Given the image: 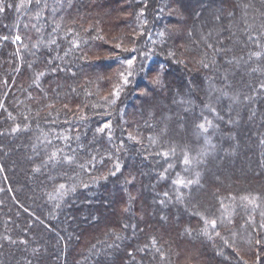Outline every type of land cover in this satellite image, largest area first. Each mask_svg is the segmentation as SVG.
<instances>
[{
	"label": "trees",
	"instance_id": "1",
	"mask_svg": "<svg viewBox=\"0 0 264 264\" xmlns=\"http://www.w3.org/2000/svg\"><path fill=\"white\" fill-rule=\"evenodd\" d=\"M2 2L0 264H264V0H165L162 17L160 0H50L66 22ZM139 9L162 35L139 66L155 60L114 83ZM85 14L107 26L88 52L69 44Z\"/></svg>",
	"mask_w": 264,
	"mask_h": 264
},
{
	"label": "rangeland",
	"instance_id": "2",
	"mask_svg": "<svg viewBox=\"0 0 264 264\" xmlns=\"http://www.w3.org/2000/svg\"><path fill=\"white\" fill-rule=\"evenodd\" d=\"M54 1L56 4V8L67 2V0H54ZM127 1L141 5V3L144 0H127ZM164 1L165 0H160V2H162V3L160 5H157V7H155V9L158 11V14H160L159 16H161V17L165 14V11H166V5H165ZM49 2H50V0H46L44 10H42L40 12V17H43L45 20L46 19L47 20L52 19V21H56V18L55 19L53 18V14L54 15L58 14V15H60V17H63V19H61V20H65V22H66L67 16L65 14L67 12L53 13L54 9L52 6L49 5ZM20 3H21V0H19L18 4H20ZM28 6H29L28 0H24V6L23 7H25L27 9ZM158 14H154V16H157ZM166 14H167V12H166ZM143 16H144V11L142 9H139L137 11V15L132 20L133 25H136V29L138 30L137 32L134 33L133 39H136L137 36H139V34L145 33V37H144L145 41L142 42V45L139 47L134 46L135 45V43H134L135 41H134L133 42L134 44L131 46L132 51H133V49H135V51L136 50L140 51L141 49H145L148 46V44H149L148 42L155 43V42H158L160 39H162V35L160 34V32H155L153 34L152 31L148 32L147 30L146 31L144 30L145 24H144ZM90 17L88 18L86 14L83 17H80V18H84L82 21H83V23L85 22V26L83 28H81V32L83 34L77 35L75 37V39L69 43L71 48H73V49L83 48V49H85L84 52L85 51L88 52L89 50H92V47H90L91 41L95 40L94 38H91V35H90L91 31H94V32H92L94 37H96V35H100V37L102 38L103 33H105V31L107 30V26L103 23L98 25V27H93L92 24L90 23ZM79 22H81V19ZM137 22H139V23H137ZM129 23H131V22H129ZM128 27H129V25H128ZM62 36H64V34ZM18 42L19 41L15 40V43H18ZM119 43L120 42L116 43V46H115V49H117V50H120V48H121ZM76 45H78V47ZM118 45H119V47H118ZM46 46H49V45H47V42L45 43L44 47H46ZM135 51H133V54H131L127 59L125 58L126 60H122L121 58H117L113 62L114 65L116 66V69H114V71H115L114 72V74H115L114 75V83L121 82L122 84H125L126 83L125 78H126V80L128 78L137 79V76L141 73L146 72L147 69L149 68V65L155 60L154 57L148 56L147 57L148 60H146V62L144 63V66L140 67L139 61H138V55H137V53H135ZM129 59L133 60V63L131 66H129L128 63H126V61ZM119 87L120 86H118V84L114 87V92L116 94H118L121 90V88H119ZM54 199H55V197H54Z\"/></svg>",
	"mask_w": 264,
	"mask_h": 264
},
{
	"label": "snow or ice",
	"instance_id": "3",
	"mask_svg": "<svg viewBox=\"0 0 264 264\" xmlns=\"http://www.w3.org/2000/svg\"><path fill=\"white\" fill-rule=\"evenodd\" d=\"M36 2H37V4H39V3H40V0H36ZM28 3L30 4V3H31V0H28ZM23 6H24V0H21V3L15 6V10H16L17 12H19L20 9H21V7H23ZM12 7H13V5H11V4H7V5H5V4H3L2 0H0V13L5 12L6 8H12ZM37 15L39 16V14H37ZM4 39H7V37H4ZM15 40H16V41H21V37H20L19 35H17V36L15 37ZM52 43H55V41H52ZM76 46L78 47V45H76ZM118 47H119V45H118ZM209 47H211V45H209ZM133 51H135V49H133ZM253 55H255L257 58H259L260 55H261V53L256 52V53H254ZM126 63H128V65L131 66L132 63H133V60H132V59H129V60L126 61ZM204 67H208V65H207V64H204ZM125 82H127L126 78H125ZM261 89L264 90V84L261 85ZM114 102H115V101H113V103H114ZM209 108H210V111H212L213 113H216V109H215V108H212L211 106H209ZM206 125H211V121L208 120L207 118H205L204 122L200 123V124L198 125V127H199L201 130H203L204 132H207V131H208V128L206 127ZM106 127H107V125H106ZM19 130H20V129H19V126H17L16 128L13 129V131H19ZM100 131H103V129H100ZM260 143H261V144H264V140H261ZM167 155H168V153H164V156H165V157H166ZM55 158H56V153L53 152V153L51 154V156H50V159H55ZM68 159H69V162H70V158H68ZM183 162H184V164H186V165L190 163L187 154H185V158H184V161H183ZM169 167H171V165H169ZM37 170H38V169H37ZM0 171H2V169H0ZM119 171H120V165H119V163H117V164L115 165L114 171H113L111 174H112V175H115V174H116L117 172H119ZM195 182H197V181H193V180H191V179H189V180H187V181H185V180H183V179H177V180L173 181L174 184L179 185V186H181V187H188V186L192 185V184L195 183ZM85 187H87V185H85ZM59 188H60L61 190H64V189L66 188V185L61 184V185L59 186ZM72 190H74V189H72ZM164 195H165V196H168V193H164ZM245 199H247V197H245ZM256 199H258V197H252L251 200H250L249 202H250V203H251V202H254ZM161 203H164V201H161ZM206 223H207V221H206ZM211 224H212L213 228H215V226H216V221H215V220H212V221H211ZM262 227H264V225H262ZM216 234L219 235V232H217ZM11 242L15 243V241H11ZM20 242H21V243H24V241H20ZM153 243H155L154 240H153ZM256 243H257V244H260L261 241L257 240ZM130 255H131V254H130Z\"/></svg>",
	"mask_w": 264,
	"mask_h": 264
}]
</instances>
